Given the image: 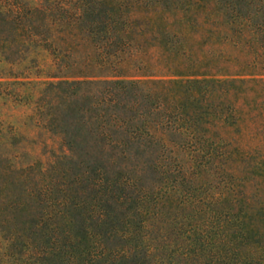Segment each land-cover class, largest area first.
<instances>
[{"label":"trees","instance_id":"obj_1","mask_svg":"<svg viewBox=\"0 0 264 264\" xmlns=\"http://www.w3.org/2000/svg\"><path fill=\"white\" fill-rule=\"evenodd\" d=\"M24 52L89 85L99 135L176 139L154 186L105 176L98 216H40L0 264H264V0H0V74Z\"/></svg>","mask_w":264,"mask_h":264},{"label":"rangeland","instance_id":"obj_2","mask_svg":"<svg viewBox=\"0 0 264 264\" xmlns=\"http://www.w3.org/2000/svg\"><path fill=\"white\" fill-rule=\"evenodd\" d=\"M5 55L12 61L16 56ZM52 58L24 52L11 68L1 70L0 237L11 231L22 238L30 228L36 230L40 216L62 217L67 226V218L98 216L99 211L90 208L92 186L100 187L107 175L126 173L147 188L154 186L162 175L152 164L160 142L176 139L170 133L164 140L130 138L128 129L99 135L91 123L89 85L71 83L67 72L52 76L56 68H43L57 61ZM116 110L133 113L128 106ZM115 134L120 144H104ZM102 199L99 192L95 205L101 206Z\"/></svg>","mask_w":264,"mask_h":264}]
</instances>
